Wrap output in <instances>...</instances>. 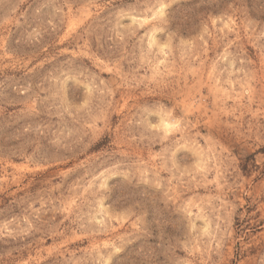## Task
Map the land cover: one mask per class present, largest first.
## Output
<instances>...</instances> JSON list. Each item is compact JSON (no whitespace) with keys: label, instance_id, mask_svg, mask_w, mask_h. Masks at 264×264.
Masks as SVG:
<instances>
[{"label":"rangeland","instance_id":"obj_1","mask_svg":"<svg viewBox=\"0 0 264 264\" xmlns=\"http://www.w3.org/2000/svg\"><path fill=\"white\" fill-rule=\"evenodd\" d=\"M0 264H264V0H0Z\"/></svg>","mask_w":264,"mask_h":264}]
</instances>
